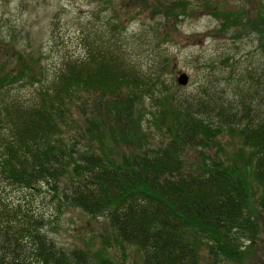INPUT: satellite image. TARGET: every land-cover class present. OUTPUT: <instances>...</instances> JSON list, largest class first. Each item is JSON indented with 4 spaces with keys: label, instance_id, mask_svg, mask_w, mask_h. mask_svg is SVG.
<instances>
[{
    "label": "trees",
    "instance_id": "obj_1",
    "mask_svg": "<svg viewBox=\"0 0 264 264\" xmlns=\"http://www.w3.org/2000/svg\"><path fill=\"white\" fill-rule=\"evenodd\" d=\"M181 5L189 6L185 0ZM246 27L264 46V4L257 12L223 18V32H244ZM110 48L65 63L38 104L13 110L4 106L0 130L5 129L2 123L8 127L7 137L0 135V176L25 189L38 183L50 187L58 208L106 215L119 241L140 250L141 264H202L205 257L213 264L240 262L242 243L253 242L259 231L253 203L264 218V112L259 115L250 107L247 117L238 119L231 104L199 96L186 105L189 101L172 94L162 79L167 59L158 57L143 73ZM33 82L40 81L22 61L14 74L0 75V94ZM139 95L158 101L154 125L166 136L165 143L153 146L137 127L134 101ZM90 96L97 97L95 102ZM86 108H92L84 118L87 125H76L79 138L66 143L63 127L74 109L84 113ZM222 119L227 134L239 139L238 154L206 160L202 152L196 170L185 168V150L215 145L223 133ZM113 128L120 130L119 138ZM114 140L132 143L134 151L122 161L112 160L105 152ZM4 215L0 213V264H101L88 251L57 247L42 232V217L31 228L17 230L15 217L6 223ZM26 234L33 245L29 250Z\"/></svg>",
    "mask_w": 264,
    "mask_h": 264
},
{
    "label": "rangeland",
    "instance_id": "obj_2",
    "mask_svg": "<svg viewBox=\"0 0 264 264\" xmlns=\"http://www.w3.org/2000/svg\"><path fill=\"white\" fill-rule=\"evenodd\" d=\"M183 1L0 0V75L14 74L24 61L40 81L31 86L18 83L5 89L0 94V114L4 106L13 110L38 104L39 95L51 87V81L57 80L65 63L81 61L90 52L96 54L99 48L107 46L143 73L158 57L159 61L167 59L162 79L172 94L189 101L186 105L198 102L199 96L201 100L212 98L223 106L231 104L237 109L238 119L246 118L250 107L262 114L264 46L259 47L260 43L247 27L244 32H223L222 22L234 12H257L264 0H185L189 4L185 9L181 5ZM19 53L23 54L22 60ZM181 73L189 78L186 86L176 82ZM95 99L96 96L88 97L90 102ZM134 102L137 127L141 126L153 146L165 143L166 136L154 125L158 101L141 99L139 95ZM90 110L86 108L84 113L73 110L70 121L63 127L62 138L66 143L79 138L76 125L83 128L87 125L84 118ZM96 112L95 109V115ZM221 124L223 133L216 137L215 145L185 150L181 157L185 168L196 170L203 159L202 152L206 160L215 156L231 159L238 154L239 139L227 134L223 119ZM1 126L6 129L8 124ZM5 129L0 130V135L7 137ZM113 130L119 138L120 130ZM73 144L80 147L79 143ZM110 146L105 153L114 161H122L134 151V145L129 142L122 145L114 140ZM49 188L38 183L32 189H25L11 185L0 176V213H5L6 223L14 216L13 226L17 230L31 228L35 219L42 217V232L65 251L74 248L88 251L92 260L101 264H141L140 250L119 241L106 215L91 217L79 209L58 208ZM253 207L258 213L259 231L255 240L242 243L240 262L218 261L217 264H264V218L255 203ZM24 241L25 249L29 250L33 245L27 234ZM202 264L213 263L205 257Z\"/></svg>",
    "mask_w": 264,
    "mask_h": 264
},
{
    "label": "water",
    "instance_id": "obj_3",
    "mask_svg": "<svg viewBox=\"0 0 264 264\" xmlns=\"http://www.w3.org/2000/svg\"><path fill=\"white\" fill-rule=\"evenodd\" d=\"M188 80V76L185 73H181L176 79V82L179 86H186L188 84Z\"/></svg>",
    "mask_w": 264,
    "mask_h": 264
}]
</instances>
